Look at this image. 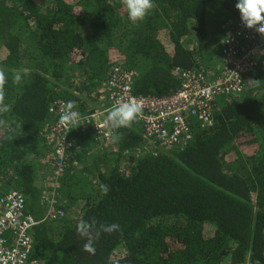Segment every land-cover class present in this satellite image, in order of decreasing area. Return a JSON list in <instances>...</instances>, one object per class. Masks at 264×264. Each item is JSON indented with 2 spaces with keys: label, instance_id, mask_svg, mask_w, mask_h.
<instances>
[{
  "label": "trees",
  "instance_id": "trees-1",
  "mask_svg": "<svg viewBox=\"0 0 264 264\" xmlns=\"http://www.w3.org/2000/svg\"><path fill=\"white\" fill-rule=\"evenodd\" d=\"M236 2L154 0L132 23L123 0H0L11 105L0 116V199L16 192L36 221L52 210L48 199L62 212L29 232L30 264H264V57L241 74L239 97L216 99L212 126L187 118L186 146H163L138 120L113 143L85 121L106 119L115 66L136 74L134 96L165 98L180 89L179 72L226 71L222 51L238 26L264 44L241 23ZM69 101L82 119L68 135L77 165L57 170L42 134L56 122L53 104ZM93 219L121 229L102 233L94 255L77 233Z\"/></svg>",
  "mask_w": 264,
  "mask_h": 264
},
{
  "label": "built area",
  "instance_id": "built-area-1",
  "mask_svg": "<svg viewBox=\"0 0 264 264\" xmlns=\"http://www.w3.org/2000/svg\"><path fill=\"white\" fill-rule=\"evenodd\" d=\"M242 38L250 40L242 26H238L225 42L222 55L229 65L226 71L217 76H206V71L179 72L180 89L165 98L134 96L132 85L136 74L124 71L119 66L113 67L105 82L111 108L135 98L142 109L137 120L143 124L149 137L155 138L165 147L186 146V141L192 138L187 118L195 117L203 126H212L211 110L215 107L216 99L239 97L244 90L241 74L254 66L258 58L264 57V44H256L250 40L246 46L238 47ZM65 105V102L53 104L49 114L56 117V122L44 128L42 134L45 145L54 146L49 159L57 170L70 164L77 165L73 144L68 140V135L82 119L79 118L72 126L62 125L60 116ZM85 121L93 123L97 138L110 140L108 129L104 126L105 120L100 121L96 115ZM79 151L81 149L77 147L76 152ZM48 201L52 210L48 211L42 221H36L25 215L24 200L16 192L0 199V264H30L32 243L29 232L40 222L55 219L57 215L62 216L60 210L54 211V201Z\"/></svg>",
  "mask_w": 264,
  "mask_h": 264
},
{
  "label": "clouds",
  "instance_id": "clouds-1",
  "mask_svg": "<svg viewBox=\"0 0 264 264\" xmlns=\"http://www.w3.org/2000/svg\"><path fill=\"white\" fill-rule=\"evenodd\" d=\"M128 19L132 23H138L145 20L150 12L155 8L154 0H123ZM235 9L239 12L241 23L250 30H254L261 36H264V0H237ZM28 69L17 70L13 76V83L20 84L22 73H27ZM8 82L7 75L3 69H0V116L11 110V105L5 102V85ZM253 84L258 81H251ZM76 104L69 101L65 105V110L60 116V123L64 126L75 125L79 120V112L75 111ZM141 104L135 99L119 103L108 111L104 121L107 135L113 143H117L122 138L119 133L121 128H130L141 114ZM5 120L0 119V126L5 125ZM101 192L107 195L109 186L100 185ZM120 225L117 223L96 226V221L81 220L77 225L78 235L85 240L83 251L89 254H95L94 243L99 239L102 233L112 234L120 231ZM259 264V261L256 262Z\"/></svg>",
  "mask_w": 264,
  "mask_h": 264
},
{
  "label": "crops",
  "instance_id": "crops-1",
  "mask_svg": "<svg viewBox=\"0 0 264 264\" xmlns=\"http://www.w3.org/2000/svg\"><path fill=\"white\" fill-rule=\"evenodd\" d=\"M106 89V88H105ZM107 90V89H106ZM107 92V91H106Z\"/></svg>",
  "mask_w": 264,
  "mask_h": 264
}]
</instances>
